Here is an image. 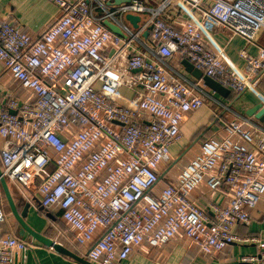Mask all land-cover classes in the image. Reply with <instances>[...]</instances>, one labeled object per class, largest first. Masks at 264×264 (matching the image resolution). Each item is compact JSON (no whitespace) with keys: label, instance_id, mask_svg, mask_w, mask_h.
Segmentation results:
<instances>
[{"label":"built area","instance_id":"built-area-1","mask_svg":"<svg viewBox=\"0 0 264 264\" xmlns=\"http://www.w3.org/2000/svg\"><path fill=\"white\" fill-rule=\"evenodd\" d=\"M48 1L59 13L36 32L0 14V65L14 81L0 99L6 181L31 190L43 211L59 213L92 264H118L178 237L208 256L232 243H256L233 228L250 222L264 194V126L229 115L222 133L201 141L171 178L177 160L170 146L181 124L212 98L201 79L167 70L160 54L173 51L235 93L252 90L264 72L257 44L264 0ZM174 4L185 19L168 22L165 11ZM126 14L139 16L136 28ZM205 22L241 36L257 53L241 49L240 63L228 61L204 33ZM146 31L154 57L136 50ZM122 88L133 92L128 104L118 101ZM203 185L201 205L193 194ZM2 205L0 192V264L24 262L33 242L3 230ZM238 264H264V250Z\"/></svg>","mask_w":264,"mask_h":264},{"label":"crops","instance_id":"crops-1","mask_svg":"<svg viewBox=\"0 0 264 264\" xmlns=\"http://www.w3.org/2000/svg\"><path fill=\"white\" fill-rule=\"evenodd\" d=\"M141 1L146 6H156L162 0ZM58 13L59 9L48 0H0V14L10 15L19 24L32 32L38 31L49 23ZM140 16H142L141 19H144L145 13L140 14ZM176 17L185 19L184 13L182 14L178 10V4L169 6L165 11L166 21L174 22ZM203 29L207 38L209 37L217 47L223 49L227 60L232 63H240L238 56L241 49H246L250 54L257 53L255 45L247 43L239 35L227 34L224 31L226 29H220L210 22H205ZM258 41L264 45V30L261 31ZM148 47L150 48L148 36L145 34L136 45V50L154 57L153 51L152 53L147 51ZM160 56L165 62V65H162L167 70H175L188 80H198L185 70L181 63L183 58H178L173 51L165 55L160 54ZM13 88L14 81L9 75L4 73L0 65V99H4L8 91ZM122 89L124 90L120 91L117 97L118 101L122 104H128L133 92L125 88ZM208 90V94L212 98L211 100L214 102L215 107L205 102L201 108L189 113L180 126V139L170 146V153L177 160L172 172H169L171 178H173L172 174L176 175L183 162H187L198 151L201 141L222 133L226 121L223 120L224 117L221 115L223 110L221 105H231L235 112L245 115V111L257 103L264 104V72L259 73L252 90L241 94H235L234 92L230 93V96L228 95L226 98H223L209 88ZM161 180L162 182H168L170 179L165 176L164 178L161 177ZM7 184L18 213L21 214L25 206H27L24 219L32 229L60 243L76 257L88 261L86 258V248L71 240V234L67 233L66 226L60 219L59 213L45 212V215L41 214L38 201L31 190L18 188L16 186L17 183L12 185V187L9 183ZM205 189L203 185L193 194L194 199L201 205L205 203L202 198V195H207ZM0 190L2 204L7 216V222L2 226L3 230L14 234L26 242H33L32 247L25 253V261L19 260L15 264H83L73 257L59 253L51 247L32 240L26 234L20 237L18 235V223L10 211L1 187ZM212 195L215 202H224L222 194ZM233 232L241 238L255 237L257 242L232 243L227 249L219 253L218 256H208L200 253L198 248L189 239L178 237L158 248L150 249L143 246L118 264H238L241 256L257 254L264 250V194L251 212L250 222L248 224L235 225Z\"/></svg>","mask_w":264,"mask_h":264},{"label":"water","instance_id":"water-1","mask_svg":"<svg viewBox=\"0 0 264 264\" xmlns=\"http://www.w3.org/2000/svg\"><path fill=\"white\" fill-rule=\"evenodd\" d=\"M114 3H123V2H130V0H113ZM125 19L131 24L133 28H136L139 21L138 15H132V14H126ZM104 24L115 34L123 36L122 31L120 28L113 24L112 22L105 21ZM147 34V31L144 33V35ZM183 67L187 72H189L192 76H194L196 79H201L203 83L212 90L213 92L217 93L223 98H226L230 94V90L226 87H224L219 81L204 75L198 68H196L192 63H190L186 59H182L181 61ZM245 116L252 117L255 119L259 124L264 126V104L257 103L253 107L247 109L245 111ZM0 187L3 191L4 198L10 208L11 213L13 214L14 218L16 219L18 223V235L22 237L24 234L28 235L32 240H35L45 246L53 248L55 251L68 255L70 257H73L74 259L80 261L83 264H92L89 261H86L84 259H81L79 257H76L71 251L66 249L64 246H62L60 243L55 242L51 238L36 232L34 229H32L25 221L24 217L26 214L27 206H25L24 211L19 214L16 206L14 204L13 198L11 197L8 184L6 179L2 176L1 168H0Z\"/></svg>","mask_w":264,"mask_h":264},{"label":"rangeland","instance_id":"rangeland-1","mask_svg":"<svg viewBox=\"0 0 264 264\" xmlns=\"http://www.w3.org/2000/svg\"><path fill=\"white\" fill-rule=\"evenodd\" d=\"M224 31H226L227 34H230L231 33L229 30H224ZM123 90L124 89H121L120 91L122 92ZM206 103L209 104V105H211L212 107H215V104H214V102L211 99H206ZM224 106H226V104L225 105H221V108L223 109L221 115L224 117L223 120L226 121L227 119H230L231 118L229 115L233 116V114L234 113H237V112H235L233 110V108L231 107V105L230 106L227 105V108L226 109L224 108ZM226 117H229V118H226ZM2 207H3V210H5L3 205H2Z\"/></svg>","mask_w":264,"mask_h":264},{"label":"trees","instance_id":"trees-1","mask_svg":"<svg viewBox=\"0 0 264 264\" xmlns=\"http://www.w3.org/2000/svg\"><path fill=\"white\" fill-rule=\"evenodd\" d=\"M259 40V39H258ZM257 44L258 45H260V46H262V47H264V45L263 44H261V43H259V41H257ZM230 93H234L233 91H230ZM235 94H238V93H235ZM231 95V94H230ZM229 95V96H230ZM7 183H9L10 185H11V187H12V185H15V183L13 182V181H9V180H7ZM16 186L18 187V188H23V189H26L24 186H22V185H18V184H16ZM40 209V208H39ZM40 211V213L41 214H43V215H45L46 213H45V211H43L42 209H40L39 210Z\"/></svg>","mask_w":264,"mask_h":264}]
</instances>
